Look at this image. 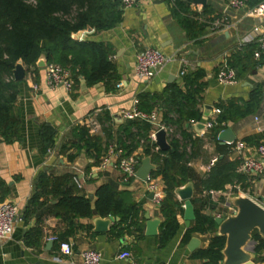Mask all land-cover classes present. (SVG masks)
<instances>
[{
    "label": "crops",
    "instance_id": "crops-1",
    "mask_svg": "<svg viewBox=\"0 0 264 264\" xmlns=\"http://www.w3.org/2000/svg\"><path fill=\"white\" fill-rule=\"evenodd\" d=\"M228 1L208 0L207 5L215 11L214 15L220 14L219 20H225L229 29L224 32H213L210 26L205 24L209 26L207 32L196 40L188 36L173 16L174 3L169 0H142L137 7L124 11L122 22L115 28L100 33H96L94 29L89 33L87 29L82 31L79 40L76 39L77 34L73 35L76 41L103 43L112 48L113 54L110 58L120 77L115 91L108 92L103 83L90 87L81 77L75 80L74 91L71 93L63 86L50 90L46 84L45 68H32L26 72V78L20 84V95L15 106V112L20 118L22 139L11 144L0 142V180L8 190L5 200L13 202L18 209L13 235L7 240H0V264H81V253L87 250H97L102 253L103 264L207 263L206 260L192 258V255L199 249L208 248L213 235L193 234L189 242L183 245L182 241L187 230L193 226L192 221L190 227H186L185 212L178 215L180 229L176 236L166 248L160 249L159 234L156 237L146 236L145 216L148 214L151 220L160 219L162 223L165 219L160 205L150 199L151 193L147 191L145 182L137 179L125 183L122 174L115 167L101 169L100 166H93L94 158L85 152L80 153L73 162L68 160V156L77 154L75 145L78 143V138L75 130L78 127L88 129L85 125L96 123L99 126V135L96 137L103 142L104 148L108 150L110 145L115 144L124 154L118 143L119 140L126 142V146H132L133 143L136 146L132 155L140 158L142 164V160L147 158L144 154L148 144L146 140L156 128L139 123V126L148 129V133H145L146 138L140 139L138 135L145 134L137 127H132L128 133L124 132L126 126L138 122L121 120L119 115L133 109L135 101H139L141 95H160L172 84L182 86L185 76L180 75L181 71L185 70L186 75H189L203 70L206 74L207 87L198 106L203 121L184 122L183 125V130L196 144L193 147L187 146L190 155L188 163L190 174L195 182L205 178L211 169L212 159L214 157L219 159L223 150L220 147L224 146L228 148L226 159L238 163V153L231 150L232 148L227 144L223 145L219 136L218 140H215L212 137V129H206L205 125L210 119L219 117L215 114V110L218 109L217 103L232 98L247 101L251 92L260 87L263 98L259 110L245 119L229 124L221 131L222 133L230 130L235 137V143H244V154L257 157L258 146L245 140L261 137V144H264V65L254 72L250 67L246 68L235 85L223 86L216 81V72L221 62L226 57L230 60L240 51L241 39L258 23L256 19L247 16L248 11L252 10L248 7L240 11H226ZM190 5L192 10L197 7L204 10L201 5ZM261 28L264 30V24ZM146 48L160 50L169 61L163 69L153 73V77L142 80L135 74V64L138 53ZM171 78L175 79L172 83L169 82ZM33 84L39 86L38 92L32 90ZM156 109L162 111L160 120L166 125L164 111L159 103L152 111ZM42 124H50L57 131L56 144L47 156L41 151L39 128ZM197 124L204 125L205 129ZM168 127L173 130L171 134H167L168 142L173 135L183 140L180 129L174 126ZM129 135H135L136 138L128 139ZM107 150L104 151L102 158ZM159 151L155 147L152 153L155 155ZM150 158L152 164L158 166V163L152 160V156ZM44 172L56 180H62L67 176L76 177L82 186L79 189L76 185V195L90 198L93 209L97 201V191L103 185H112L119 192L129 193L134 203L142 205L144 237L138 239L133 235H125L116 238L109 232L96 233L93 218L77 219L71 226L68 221L56 215L58 210L55 206L58 200L50 197L42 198L45 204L36 207L27 216L29 201L36 191L40 175ZM241 175L245 177V181L234 184L240 185L237 194L250 197L264 206V175L258 180L248 175ZM158 178L165 185L163 178L161 176ZM229 186L231 185L227 187ZM201 190V186L198 190L195 189L194 198L204 199L205 214L216 219L226 217L232 212L234 207L230 205L227 196L224 194L206 196L204 194L206 192H200ZM178 201L182 202L179 199ZM182 203L185 205V202ZM111 227L112 225L110 229ZM28 233H31L29 241L33 242L34 246L26 245L25 237ZM66 234H70L67 241L73 243L75 255L58 261L56 259L58 244L53 243L49 248L48 243L51 237H62ZM192 239L199 241V248L194 252L189 250ZM122 251H129L132 260H118L117 256Z\"/></svg>",
    "mask_w": 264,
    "mask_h": 264
},
{
    "label": "trees",
    "instance_id": "trees-1",
    "mask_svg": "<svg viewBox=\"0 0 264 264\" xmlns=\"http://www.w3.org/2000/svg\"><path fill=\"white\" fill-rule=\"evenodd\" d=\"M169 1L174 3L173 16L190 38L196 40L207 32L209 26L194 20L191 5L187 0ZM262 3L264 0H247V7L255 9ZM203 11L204 16L210 17L209 21L220 18V14L214 15L215 11L210 5L204 7ZM123 15L124 10L120 0H0V139L2 142L11 144L22 139L20 118L15 112L21 82L15 81L14 70L19 62H23L26 72H29L32 68L38 69L37 62L45 54L48 64L57 63L70 70L74 80L77 81L81 77L90 87L103 83L108 92L116 90L120 77L110 58L113 54L112 48L103 43L79 42L73 39V35L88 28L94 29L96 33L111 30L122 22ZM256 49L257 45H248L229 60V65L236 70L238 79L242 71L247 70L246 68L250 67L254 72L264 65L263 62L254 60ZM205 79V72L198 70L196 73L185 75L184 89L182 86L172 84L160 95L144 94L139 97V109L145 113H151L159 103L164 111L166 125L180 129L183 138L180 140L173 135L169 141L172 150L159 151L155 155L152 150L156 146L152 145L149 139L146 140L148 144L144 150L145 156H152V160L158 163V169L151 175L161 176L166 186V197L160 205L165 219L160 226L158 236L160 249L166 248L180 229L178 215L185 211L184 204L178 201L175 194L178 188L192 182L196 190L202 187L200 192H224L228 185L245 181V177L237 172L239 163L229 162L226 159L228 148L225 146L220 147L223 150L219 159L205 178L195 182L190 174L188 167L190 155L187 146L193 147L196 144L183 130V125L184 122L203 121L198 106L207 87ZM262 98L263 91L258 87L251 92L247 101L232 98L217 103L216 108L221 113L216 119L217 125L212 129V137L218 140L221 131L229 124L255 114L260 108ZM223 123L226 127H222ZM139 125V123L130 124L124 128V132L128 133L132 127H137L144 134L148 133L146 127ZM75 134L78 138V143L75 145L77 154L69 155L68 160L73 162L80 153L85 152L94 158L93 166H100L102 155L107 150L103 142L98 137H92L86 128L78 127ZM56 136L57 131L53 126L40 125L41 151L45 156L54 148ZM138 136L140 139L146 138V134ZM133 137L136 138L135 135L127 136L128 139H134ZM261 139V137L248 138L245 142L260 146ZM118 143L124 151V157L132 155L136 145L132 143V146H126V142L121 140ZM76 191L74 177L67 176L62 180H56L44 172L38 179L26 215L45 204L42 198L50 197L58 200L55 206L58 210L56 215L68 221L71 226L77 219H92L96 210L98 216L102 218L113 216L120 219L109 231L112 236L122 238L125 235H133L138 239L144 237L142 205L134 203L129 193L119 192L112 185H103L97 191V201L93 209L91 199L77 196ZM7 193L8 190L0 180V202L5 201ZM191 202L195 219L193 226L187 230L182 244L186 245L193 234L213 235L208 248L195 251L192 258L206 260L205 264H221L223 260L221 252L225 247L226 238L216 236L218 225L213 217L203 212L204 199L193 198ZM71 229L73 230L72 227ZM69 235L66 234L59 239L67 241ZM30 236L31 233H28L25 237L26 245L34 246V243L29 241ZM253 241L256 243L257 254L254 262L264 264V239L255 231Z\"/></svg>",
    "mask_w": 264,
    "mask_h": 264
},
{
    "label": "built area",
    "instance_id": "built-area-1",
    "mask_svg": "<svg viewBox=\"0 0 264 264\" xmlns=\"http://www.w3.org/2000/svg\"><path fill=\"white\" fill-rule=\"evenodd\" d=\"M142 0H120L122 9L128 10L137 7ZM247 8V0H229L226 5V11H240ZM194 20L200 24H208L213 32H224L229 29V25L225 20L209 21L210 17L203 15L201 7H197L192 10ZM226 15V14H225ZM247 16L258 21L257 25L241 39L239 50L248 45L255 44L257 49L254 52V60L264 63V30L262 25L264 24V3L260 4L255 9L248 11ZM169 59L160 50L154 48H146L142 52L138 53L135 64V74L142 80H148L153 77V71L161 70L168 63ZM46 84L50 90H54L57 87L63 86L66 91L73 92L75 86V80L70 70L62 67L57 63L47 64L46 68ZM180 75L184 77L186 71H181ZM216 81L223 86H232L238 83L237 72L229 65L228 58H224L218 67L216 72ZM32 90L38 92L40 90L37 84L32 85ZM220 110L216 109L215 114L220 115ZM162 111L156 109L151 113H145L139 109V101H135L133 109L130 111H124L122 113V119L128 122H138L148 124L156 130L151 132L149 140L151 143L156 141V134L160 130H165L167 134H171L173 130L171 127L166 126L160 115ZM217 125L216 118L210 119L205 125L206 129H213ZM222 127H226V124H221ZM89 129V133L92 137L99 135V126L96 123H90L85 125ZM227 146L231 147L233 151L238 153V169L240 174L248 175L253 179L258 180L264 175V144L258 146L256 152L257 157H249L244 154L243 142H228ZM50 152V151H49ZM218 161V157H214L211 161V166H214ZM141 160L135 155L124 157L123 153L118 149L115 144L108 147L106 154L101 160V169H107L108 167H115L123 177L125 183H129L133 180H137L136 173L140 167ZM74 182L81 189L79 180L74 177ZM146 188L149 193L153 194V201L157 205H161L166 197V186L162 184L158 177H154L151 174L148 176L146 182ZM240 191V185H231L226 188L224 192L209 191L204 193L206 196H216L218 194H224L228 199L237 194ZM185 210V205H183ZM236 211L232 208V212ZM230 213V214H231ZM18 217L17 206L11 201L0 202V240H7L11 238L15 229V222ZM221 218V217H218ZM50 241L58 244L56 252V259L61 261L62 258H71L75 255L74 245L70 241H61L59 237H51ZM81 264H103V255L97 250H87L81 253ZM118 260L131 261L132 254L129 251H122L118 256Z\"/></svg>",
    "mask_w": 264,
    "mask_h": 264
},
{
    "label": "water",
    "instance_id": "water-1",
    "mask_svg": "<svg viewBox=\"0 0 264 264\" xmlns=\"http://www.w3.org/2000/svg\"><path fill=\"white\" fill-rule=\"evenodd\" d=\"M192 5L207 6L208 0H187ZM92 28H88V32L91 33ZM82 36V32L77 34V40ZM48 62L47 58L42 55L37 62L38 68H46ZM157 71L154 70L153 73ZM26 78V67L23 62H19L14 70V79L17 83L23 82ZM170 79V83L174 81ZM184 85L182 88L184 89ZM119 119L122 120V116L119 115ZM200 124H197V126ZM205 129V126L200 125ZM230 134V136H229ZM219 140L223 142H234L235 137L230 130L223 131L219 135ZM2 142V139H0ZM158 150L162 152H169L172 150L170 143L167 139V132L160 130L156 134V141L153 143ZM158 169L157 165L152 164L151 158L147 157L142 160V164L138 169L136 176L138 179L146 182L148 176ZM176 196L182 202H185V214L186 227L189 228L192 221L195 219L194 207L192 205V199L195 196V188L192 182H189L184 187L178 188L175 192ZM150 199H153V194H150ZM264 202V199H263ZM229 203L236 211L228 214L226 217L216 218V224L218 230L217 237H225L226 244L222 250L223 260L221 264H255L254 260L257 258L255 252L256 243L253 241V233L257 231L264 239V206L252 200L250 197L243 196L241 194H234L229 198ZM93 225L96 233H108L110 226L120 221L119 218L110 216L108 218H102L98 216L97 211L94 210ZM146 236L156 237L159 234V228L162 224L160 219L151 220L150 216L146 214ZM53 242L48 243V247L51 248ZM199 248V241L192 239L189 244V250L194 252Z\"/></svg>",
    "mask_w": 264,
    "mask_h": 264
}]
</instances>
